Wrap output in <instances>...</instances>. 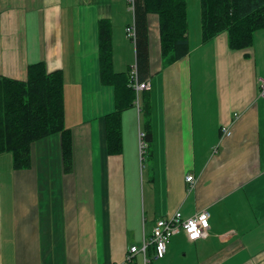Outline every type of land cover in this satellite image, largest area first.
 I'll use <instances>...</instances> for the list:
<instances>
[{"label": "crops", "instance_id": "crops-1", "mask_svg": "<svg viewBox=\"0 0 264 264\" xmlns=\"http://www.w3.org/2000/svg\"><path fill=\"white\" fill-rule=\"evenodd\" d=\"M102 19L111 21L115 71L132 70L128 0H0V77L23 80L37 62L61 70L74 145L68 174L58 135L33 146L27 170L0 157V264H145L143 253L132 263L127 255L151 240L158 220L203 210L211 214L207 236L192 242L181 232L164 259L148 253L151 264H264V30L253 47L234 51L226 33L203 44L201 23L192 34L189 21L190 53L164 66L159 22L149 17L153 139L146 162L137 106L123 114V153L107 154L105 116L115 111V91L100 78ZM3 160L11 164L8 193L1 191Z\"/></svg>", "mask_w": 264, "mask_h": 264}, {"label": "trees", "instance_id": "trees-1", "mask_svg": "<svg viewBox=\"0 0 264 264\" xmlns=\"http://www.w3.org/2000/svg\"><path fill=\"white\" fill-rule=\"evenodd\" d=\"M134 3L136 67L139 81L144 82L150 76L149 17L155 14L158 18L163 64L171 65L190 53L188 3ZM199 10L203 44L226 33L231 50H246L254 46L256 34L264 30V0H200ZM98 49L101 83L115 91V111L105 116L107 154L123 153V114L135 108L138 100L148 150L153 139L151 97L144 92L139 98L134 92L130 86L131 70L115 71L112 25L108 19L98 23ZM65 116V80L61 70L49 72L44 62H37L27 67L23 80L0 77V156L10 153L14 170H27L32 165L33 146L58 135L63 173L73 172V133L66 126ZM152 252L156 256L154 245L149 246L147 256Z\"/></svg>", "mask_w": 264, "mask_h": 264}, {"label": "built area", "instance_id": "built-area-1", "mask_svg": "<svg viewBox=\"0 0 264 264\" xmlns=\"http://www.w3.org/2000/svg\"><path fill=\"white\" fill-rule=\"evenodd\" d=\"M130 9L134 11V0L128 1ZM135 23L129 25L127 28V34L134 42L136 40V26ZM132 76L130 80V86L134 88V92L138 95L142 91H149L150 84L148 81L140 82L137 76V67L132 69ZM259 92L260 97L264 99V78L259 79ZM231 131L227 127L222 128L223 137H230ZM145 134H140V153L144 155L147 144L144 140ZM187 183L190 184V190H192L196 184L195 178L190 175L187 177ZM211 214L208 210H203L189 219H184L180 213H176L169 219H163L156 223L153 230V236L151 241H144L141 248L132 247L129 255L127 256V262H132L135 254L143 253L145 257V264H150V260L147 257V251L150 245H154L156 249V259H164L167 254V245L170 238L181 231L185 232L190 241H198L206 237L210 229Z\"/></svg>", "mask_w": 264, "mask_h": 264}, {"label": "rangeland", "instance_id": "rangeland-1", "mask_svg": "<svg viewBox=\"0 0 264 264\" xmlns=\"http://www.w3.org/2000/svg\"><path fill=\"white\" fill-rule=\"evenodd\" d=\"M187 3H188V18L190 21L191 32H192V34H194L195 30L200 26V10H199L200 9V0H187ZM153 17H155L158 20V18H157V16H155V14L153 15ZM144 82H146V81H144ZM140 97H141V95L139 96V98ZM136 106L138 107V105H136ZM0 157H4V159H6V158L12 159L10 153H5V154L1 155ZM148 157H149V151L146 150V153H145L143 159L146 162L150 161V160H148L149 159ZM6 164H7L6 160H3L2 171H1V180H2V190L1 191L3 193L12 192L14 190L13 186H11L12 185L11 179L9 178V170L11 169V164H8V167H6ZM126 172H127L128 179H130V182L134 183L133 181L135 180L136 177L134 175V169H133V163L132 162H131L130 166L127 165V171ZM96 186H97V191L101 192L102 191V185L100 184V185H96Z\"/></svg>", "mask_w": 264, "mask_h": 264}, {"label": "bare ground", "instance_id": "bare-ground-1", "mask_svg": "<svg viewBox=\"0 0 264 264\" xmlns=\"http://www.w3.org/2000/svg\"><path fill=\"white\" fill-rule=\"evenodd\" d=\"M131 73H132V71H131ZM131 76H132V74H131ZM137 76H138V74H137Z\"/></svg>", "mask_w": 264, "mask_h": 264}]
</instances>
